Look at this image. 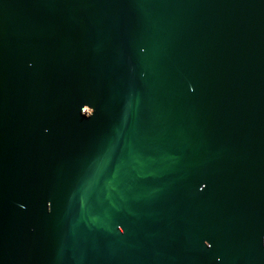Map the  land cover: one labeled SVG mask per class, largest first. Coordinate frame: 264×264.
Wrapping results in <instances>:
<instances>
[{"label": "water", "instance_id": "95a60500", "mask_svg": "<svg viewBox=\"0 0 264 264\" xmlns=\"http://www.w3.org/2000/svg\"><path fill=\"white\" fill-rule=\"evenodd\" d=\"M0 264H264V0H0Z\"/></svg>", "mask_w": 264, "mask_h": 264}, {"label": "snow or ice", "instance_id": "6c2138e0", "mask_svg": "<svg viewBox=\"0 0 264 264\" xmlns=\"http://www.w3.org/2000/svg\"><path fill=\"white\" fill-rule=\"evenodd\" d=\"M189 88L192 89V86L189 85ZM205 187H206V185L203 186V187H201V188H200V191L203 192V191L205 190ZM48 210H49V211L52 210V205H51V204L48 205ZM124 232H125V228H124V227H121V228H120V233H124ZM204 243H205V245H206L209 249L212 248V244L209 243L207 240H205Z\"/></svg>", "mask_w": 264, "mask_h": 264}, {"label": "clouds", "instance_id": "9594fccd", "mask_svg": "<svg viewBox=\"0 0 264 264\" xmlns=\"http://www.w3.org/2000/svg\"><path fill=\"white\" fill-rule=\"evenodd\" d=\"M123 234V233H122Z\"/></svg>", "mask_w": 264, "mask_h": 264}]
</instances>
